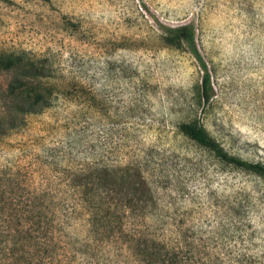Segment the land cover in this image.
I'll return each mask as SVG.
<instances>
[{
  "label": "rangeland",
  "instance_id": "rangeland-1",
  "mask_svg": "<svg viewBox=\"0 0 264 264\" xmlns=\"http://www.w3.org/2000/svg\"><path fill=\"white\" fill-rule=\"evenodd\" d=\"M183 25L210 75L208 103L197 60L164 39ZM21 53L47 66L50 106L0 138V172L6 186L75 209L67 264H131L120 250L80 248L85 211L72 190L82 171L125 167L155 200L152 234L180 232L201 264H264V177L179 129L202 126L230 155L264 165V0H0V54Z\"/></svg>",
  "mask_w": 264,
  "mask_h": 264
},
{
  "label": "trees",
  "instance_id": "trees-1",
  "mask_svg": "<svg viewBox=\"0 0 264 264\" xmlns=\"http://www.w3.org/2000/svg\"><path fill=\"white\" fill-rule=\"evenodd\" d=\"M164 39L169 46L185 45L197 60L203 72L200 98L208 103L212 95L210 75L196 47L194 28L183 25L169 29ZM3 76L8 80L1 91L0 138L21 127L26 116L47 109L51 97V90L42 82L49 73L41 60L24 53L0 54V78ZM179 129L224 162L264 177L263 164L230 155L202 126L180 124ZM3 176L0 172V264L69 263L75 255L70 257V247L76 243L67 237V227L75 209L71 213L63 210L45 189L28 184L14 186L11 180L6 186ZM77 177L72 187L78 198L75 207L85 211V240L80 248L91 255L102 249L120 250L131 264H201L199 250L187 246L180 232L169 239L149 231L145 211L155 200L137 169L94 168ZM129 193L136 198L121 203L119 195ZM119 212L122 215H117Z\"/></svg>",
  "mask_w": 264,
  "mask_h": 264
}]
</instances>
